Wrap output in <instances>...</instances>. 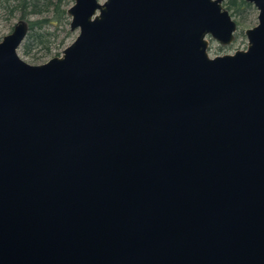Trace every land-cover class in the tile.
Masks as SVG:
<instances>
[{
    "label": "water",
    "instance_id": "obj_1",
    "mask_svg": "<svg viewBox=\"0 0 264 264\" xmlns=\"http://www.w3.org/2000/svg\"><path fill=\"white\" fill-rule=\"evenodd\" d=\"M74 0L32 65L0 39V264H264V0Z\"/></svg>",
    "mask_w": 264,
    "mask_h": 264
},
{
    "label": "trees",
    "instance_id": "obj_2",
    "mask_svg": "<svg viewBox=\"0 0 264 264\" xmlns=\"http://www.w3.org/2000/svg\"><path fill=\"white\" fill-rule=\"evenodd\" d=\"M74 0H0V10L8 18L18 16L28 23V32L20 45L25 54L31 53L35 49L43 46L49 50L48 37L54 33L48 28L55 30L62 23H69L67 8ZM223 6L229 11L231 16L239 17V23L256 12L254 6L246 0H224ZM50 13V16H43ZM33 16H39L32 19ZM238 23V22H237ZM63 29V28H62ZM238 33H235L237 37Z\"/></svg>",
    "mask_w": 264,
    "mask_h": 264
},
{
    "label": "rangeland",
    "instance_id": "obj_3",
    "mask_svg": "<svg viewBox=\"0 0 264 264\" xmlns=\"http://www.w3.org/2000/svg\"><path fill=\"white\" fill-rule=\"evenodd\" d=\"M70 5H72V3ZM43 16L48 17L50 16V13H46ZM31 18L37 19L39 16H33ZM233 18L236 20V22H238L236 32L238 33L237 37H235L233 43L228 46L220 45L217 41L209 39L208 54L210 57H214L216 55L232 54L236 50L246 49L247 37L243 31L247 28L255 26L258 23L257 11L254 14L248 16L244 22L239 23V17L237 16H234ZM18 20V16L8 18L7 15H5L4 12L0 10V39L12 31L14 24ZM48 30L49 32L54 33L48 37L49 50L46 51V48L41 46L34 51H31V53L25 54L19 47L17 49V54L22 60L29 64L37 65L46 62L52 57L60 56L63 49L71 44L78 34V30H70L69 23L60 24L56 30L53 27H49Z\"/></svg>",
    "mask_w": 264,
    "mask_h": 264
}]
</instances>
